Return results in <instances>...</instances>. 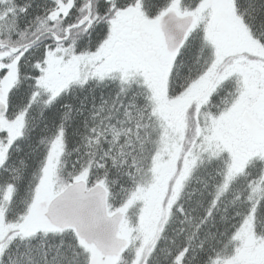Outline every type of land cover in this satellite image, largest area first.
<instances>
[{
  "label": "snow or ice",
  "instance_id": "1",
  "mask_svg": "<svg viewBox=\"0 0 264 264\" xmlns=\"http://www.w3.org/2000/svg\"><path fill=\"white\" fill-rule=\"evenodd\" d=\"M0 264H264V0H0Z\"/></svg>",
  "mask_w": 264,
  "mask_h": 264
},
{
  "label": "trees",
  "instance_id": "2",
  "mask_svg": "<svg viewBox=\"0 0 264 264\" xmlns=\"http://www.w3.org/2000/svg\"><path fill=\"white\" fill-rule=\"evenodd\" d=\"M72 103L75 104V103H77V102L72 101ZM73 147H75V145L72 144V143H69V145H68L69 152H72ZM74 158H75V153H72V155H70V156L68 157V161H69V163H71L72 160H73Z\"/></svg>",
  "mask_w": 264,
  "mask_h": 264
}]
</instances>
